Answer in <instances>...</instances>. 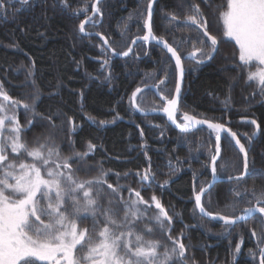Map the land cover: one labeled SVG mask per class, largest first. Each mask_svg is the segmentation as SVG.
Masks as SVG:
<instances>
[{"label":"snow or ice","instance_id":"snow-or-ice-1","mask_svg":"<svg viewBox=\"0 0 264 264\" xmlns=\"http://www.w3.org/2000/svg\"><path fill=\"white\" fill-rule=\"evenodd\" d=\"M44 3L45 0H40ZM214 12L219 13L222 21V34L235 42L238 48L239 67L247 71V81L256 82L259 91L264 95V0H201ZM102 0H91L92 14L86 15L78 26V31L83 36H97L103 41L101 53L105 56L110 52L114 56L128 57L133 52L132 46L126 51L117 52L109 43L110 37L100 32L86 31V25L98 27L103 20L100 7ZM155 0H148L145 11L138 15L132 13L128 21L142 19L144 35L136 36L131 44L138 42H155L170 54V60L161 61L159 72L163 76L158 78L157 71L145 74L141 85L131 93L129 105L142 114L149 112H162L181 134L184 143H190L188 135L194 130L207 126L210 136L214 134V144L209 139L205 145L210 153L211 174L213 180L227 170L228 161L222 157L221 141L224 134L230 141H234L239 153L243 154V172L238 175H228L233 187L229 189L234 197L224 204V209H230L231 214L224 211H211L213 199L209 194L211 184L201 185L197 190L198 176L193 174V199L194 209L204 218L219 220L223 223L224 234L230 235V230L238 223H246L249 219L258 217L261 231L252 230V236L257 237V250L259 264H264V186L257 190L241 188L245 176L264 175V169L249 167L248 149L237 132L227 126V122H214L203 114L193 115L182 113V121L177 122V112L182 103V82L186 68L184 61H194L196 64L212 60L219 51L218 39L210 35L209 20L202 11L201 4L194 0H179L177 7L186 8L188 11L183 18L175 12L167 13L164 19L173 28H193L199 35L195 47L186 55H181V45L190 42L191 38L181 39L178 43H169L163 35H156L153 31V4ZM37 0H0V17L6 18L9 8L28 10L36 6ZM61 10L71 8V0H56L54 7ZM73 14L87 13L86 6L72 10ZM43 15V14H42ZM47 19V17H45ZM120 28L123 38L129 31V24L125 23ZM43 35V33H39ZM18 47V45H8ZM146 54V53H145ZM136 58H139L138 56ZM21 67H24L21 65ZM110 58L104 59L102 68L110 69ZM35 63L28 68V76L34 75ZM254 69V70H253ZM174 78V90L167 88V84ZM111 79V71L105 77ZM35 84V81H33ZM155 90L161 103L145 107L143 93L145 90ZM139 94V97H138ZM81 108H83V91L80 92ZM31 103L25 100L14 99L0 82V264H189L186 256L187 246L182 242L185 234L181 231L178 236H172L173 216L153 194L151 202L144 199L141 190L128 187L119 183L121 179L128 178L131 173L125 172L123 176L116 173V184L108 183L110 170L105 171L102 165L99 174L95 177L81 179L77 173L81 170H91L92 166L82 167L80 162L86 157L94 155L96 144L91 141L87 144V151L72 150L70 155H64L55 141L52 133L36 137L30 144L25 139L26 131L33 126L35 120H47L55 129L57 125L53 117L60 118L66 114L62 111L45 116L37 111L40 100L38 90L30 96ZM222 103L225 111L230 110L231 96L228 95ZM22 109L26 117L25 124H21L18 112ZM247 111V109H245ZM122 119L119 113L111 121L99 120L88 116V120L97 126L115 123ZM70 125L69 134L75 133L81 126L72 117H67ZM255 125L251 135L245 133L248 143H252L260 132V125L255 119L247 121ZM63 120L61 121V126ZM140 126L137 125V128ZM159 127V125H157ZM143 136V129L140 130ZM163 135V129L161 131ZM75 141L69 139V146H74ZM145 155L147 156L146 146ZM177 163L181 161L176 158ZM231 159V158H229ZM218 161L220 164L218 172ZM254 165V162H252ZM77 164L76 168L73 165ZM168 166L173 171L171 159ZM234 171L237 163H232ZM137 182L144 190L153 186L165 188L170 180L162 183L152 171L149 158L148 168L135 173ZM111 190L105 193L104 186ZM124 191L128 196L122 195ZM207 199L202 201V197ZM248 199V206L237 215V205L240 201ZM155 211H150L153 208ZM219 207V204H217ZM259 214V215H258ZM179 217V213L175 214ZM90 221V224H85ZM143 224V227H137ZM189 227V226H186ZM167 237L165 242L157 238L156 233ZM243 236L235 246V254L241 250ZM250 255L255 259L257 252L250 250ZM191 264H197L193 259Z\"/></svg>","mask_w":264,"mask_h":264},{"label":"trees","instance_id":"trees-1","mask_svg":"<svg viewBox=\"0 0 264 264\" xmlns=\"http://www.w3.org/2000/svg\"><path fill=\"white\" fill-rule=\"evenodd\" d=\"M147 2L148 0H102V22L96 28L88 25L86 29L110 37L112 47L117 52H123L133 38L144 34L142 19L128 21V17L132 13L138 15L145 11ZM194 2L201 4L202 11L210 22V35H219L222 30L219 13L201 0ZM215 2L219 3V0ZM54 3L56 0H45L44 3L37 0L36 6L28 10H17V5V9L9 8L6 18L0 17V82L4 84L5 90L13 98L19 97L20 92L25 89L33 92L38 90L39 113L47 116L59 110L81 126L68 137V141H75L72 146L75 151L83 152L89 141L97 145L94 155L86 158L89 163L93 162L95 169L102 165L105 171L110 170L108 182L115 180L116 173L123 176V173L129 172L131 175L121 179L120 184L123 182V185L141 190V195L146 200L155 194L169 211V215L173 216L174 230L171 235L178 236L181 231L185 234L182 242L188 248L186 256L189 264L193 259L197 264H258L250 255V250L258 255L251 234L252 230L258 233L261 231L258 217L249 219L246 223H238L230 230L231 234L227 235L224 234L222 222L201 217L194 209L193 174L198 176L197 190L201 185H207L211 178L210 153L206 146L199 145H205L209 139L214 144V134L210 136V130L205 127L198 128L188 135L190 143H184L179 130L171 126L163 116H140L128 104L129 96L141 85L146 73L157 71V76L163 75L158 69L161 67L160 62L164 60H169L174 66L170 57L159 46L146 45L144 42L134 45L133 52L128 57H115L110 52L105 56L101 53L104 45L99 37L83 36L78 31L80 22L92 12L91 0H71V8L66 11L61 10L58 5L54 7ZM178 3L179 0L155 1L153 31L158 36L163 35L169 43L191 38L190 42L181 45V55L184 56L186 52L193 50V44L197 48L201 45L195 43L199 33L193 28H173L164 19L170 12L184 17L188 10L177 7ZM84 6L88 9L87 13L73 14L72 10ZM125 23L129 24V31L122 38L118 25ZM13 44L18 47L8 46ZM230 54L231 51L225 48L219 49L212 60H206L203 64L185 60L186 72L180 106L190 114H203L214 122H227V126L237 132L241 143L248 149L249 167L264 169V95L257 91L256 82L247 81L246 69L239 67V63ZM108 58L110 69L102 68L104 59ZM33 62L34 75L29 77L28 68ZM109 70L111 79L106 80ZM174 86L173 78L167 88L174 90ZM81 91L84 93L83 108ZM228 95L231 96L230 110L225 111L222 101ZM116 113L122 119L104 126H97L88 120L90 115L97 121H111ZM250 119H255L260 125V132L252 143H248L244 136L245 133L251 135L255 130V125L247 122ZM137 125L140 127L137 128ZM39 127L38 122L33 123L29 130L35 131ZM141 129L143 136L140 134ZM142 145L146 146L147 156ZM221 148V155L224 161H228V165L227 170L219 177L238 175L243 171L242 156L226 135L222 137ZM177 157L181 161L179 164ZM149 158L157 180L161 183L165 179L170 180V184L163 189L153 186L144 190L137 182L135 173L148 168ZM170 159L178 171L169 168ZM224 161L217 162L218 172ZM233 162L237 163L235 171L231 166ZM253 185L257 190L264 186V175L245 176L241 182V188H251ZM233 186V182L226 181L213 185L209 190L213 199L211 211L231 214L230 209H224V204L234 198L229 192ZM104 188L107 189V186ZM122 195L127 197L128 192L124 191ZM205 199L207 195L202 201ZM247 206L248 199L240 201L236 214L239 215ZM150 211H155L154 205ZM176 213L180 214L179 217ZM85 224H90V221ZM137 227L142 228L143 224H138ZM156 236L169 242L160 233ZM241 236V250L235 254V246L240 242Z\"/></svg>","mask_w":264,"mask_h":264},{"label":"rangeland","instance_id":"rangeland-1","mask_svg":"<svg viewBox=\"0 0 264 264\" xmlns=\"http://www.w3.org/2000/svg\"><path fill=\"white\" fill-rule=\"evenodd\" d=\"M221 23H222V21H221ZM219 26H218V29H219ZM216 37H217L218 43H219L218 48L219 49H222V50L225 49V48L229 49V51H231V54H230L231 57L236 61V63H239V61H238V48L235 46V42L229 40L227 37H223L222 30L219 31V35H216ZM188 52H190V51H188ZM188 52H186V54ZM255 86L257 87V91H259L258 86L257 85H255ZM32 93H33L32 90L25 89L24 91L20 92L21 95L19 97L14 98V99L25 100V101L31 103L30 96H31ZM129 97H131V95ZM128 104H129V99H128ZM18 118H19L21 124H25L26 123V120L28 118H30V116L29 117H26V115L23 112V110L20 109L19 112H18ZM53 119L55 121V124L57 125V127L55 129H53L49 125L48 121H41V120H35V121H33V123H37L38 122V124L41 127L37 128L35 131H30L28 129L26 131V133H25V139H27L28 142L31 144L35 140L36 137L39 136V137L42 138L44 135H47L49 133H52L54 135V137H55L56 143L58 145H60V149H61L62 153L64 155H70L71 152H72V150H73V148H72V146L71 147L69 146V141H68L70 125L68 124L67 117L62 116L60 118H56L54 116ZM62 120H63V125L61 126V121ZM85 151H87V148H85V150H83V152H85ZM80 163H81V166L82 167H85V168H86V166H92L91 170H81V171H79L77 173V175L81 179H87V178L95 177V176H97L99 174V171H98L99 168H97L98 170L95 169L94 168L95 165L92 164L93 162L92 163H89L88 160H87V158L85 159V161L80 162ZM77 166H78L77 164H74L73 165V168H76ZM108 183H113L115 185L116 178H115L114 181H111V182H108ZM121 184L123 185V182ZM104 191H105V193H110L111 190L104 188ZM149 200L151 202V198ZM158 234L159 233L157 232L156 235H158ZM255 260L258 262V255L255 257Z\"/></svg>","mask_w":264,"mask_h":264},{"label":"flooded vegetation","instance_id":"flooded-vegetation-1","mask_svg":"<svg viewBox=\"0 0 264 264\" xmlns=\"http://www.w3.org/2000/svg\"><path fill=\"white\" fill-rule=\"evenodd\" d=\"M88 26V25H86ZM85 26V27H86ZM86 31L88 32H93V31H89L86 29ZM185 62V61H184ZM194 62V61H193ZM205 63V62H204ZM203 64V63H201ZM163 75H161L160 77H162ZM158 78H160L159 76H157ZM138 97H139V94H138ZM161 103V100H160V97L158 94H156L155 90H145V92L143 93V104L145 107L147 106H151L152 104H156V105H159ZM180 109H181V106H180ZM135 111V110H134ZM136 113H138L140 116H154V115H158V116H163L165 118L164 115H161V114H146V115H142L140 114L138 111H135ZM185 112L183 111L182 109L180 111L177 112V122H183L181 119H182V113ZM166 119V118H165ZM167 121V120H166ZM226 135V134H224ZM230 139V138H229ZM211 171V170H210ZM243 172V171H242ZM219 177V176H217ZM219 178H223V177H219ZM211 179V178H210ZM210 181V180H209ZM220 182V181H219ZM226 182H229V181H226ZM213 187V186H212ZM211 187V188H212ZM203 198V197H202ZM259 215V214H258ZM253 240H254V243H256V249H257V237H254L253 236ZM258 264H259V256H258Z\"/></svg>","mask_w":264,"mask_h":264},{"label":"water","instance_id":"water-1","mask_svg":"<svg viewBox=\"0 0 264 264\" xmlns=\"http://www.w3.org/2000/svg\"><path fill=\"white\" fill-rule=\"evenodd\" d=\"M156 1V0H155ZM154 5V4H153ZM92 14V13H91ZM144 33H145V31H144ZM144 35V34H143ZM102 41V40H101ZM103 42V41H102ZM146 45H149V44H154V45H157V46H159L163 51H165L166 52V54L170 57V54L169 53H167V51L165 50V49H163L162 48V46L161 45H158V44H156L155 42H150V43H145ZM129 46H132V48H133V46L134 45H132L131 43H130V45ZM131 54V53H130ZM129 54V55H130ZM114 56V55H113ZM115 57H119V58H124V57H122V56H115ZM173 63H174V61H173ZM184 81V80H183ZM182 87H183V82H182ZM147 90V89H146ZM140 114H142L141 112H139ZM148 114H161V115H164L165 116V118H166V120H167V117H166V115L165 114H163L162 112H149ZM142 115H145V114H142ZM182 120V119H181ZM167 122L171 125V126H173L175 129H177L173 124H171V122H169L168 120H167ZM203 127H207L206 125L205 126H203ZM177 130H179V129H177ZM234 142V141H233ZM234 146H235V144H234ZM235 148L238 150V148L235 146ZM238 152H239V150H238ZM241 154V156H242V160H243V154L242 153H240ZM210 170H211V163H210ZM219 181H228V179L227 178H219V177H216V179L215 180H213V177H212V175H211V179H210V181H209V183L208 184H211L212 186L216 183V182H219ZM211 189V188H210ZM209 189V190H210ZM195 202V201H194ZM198 211V210H197ZM207 219H209V220H211L210 218H207ZM214 221H219V220H214ZM221 222V221H220Z\"/></svg>","mask_w":264,"mask_h":264}]
</instances>
